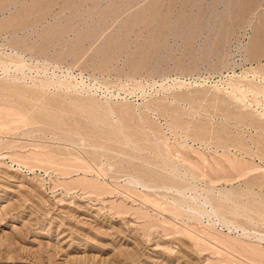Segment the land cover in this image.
<instances>
[{
    "label": "rangeland",
    "instance_id": "rangeland-1",
    "mask_svg": "<svg viewBox=\"0 0 264 264\" xmlns=\"http://www.w3.org/2000/svg\"><path fill=\"white\" fill-rule=\"evenodd\" d=\"M0 264H264V0H0Z\"/></svg>",
    "mask_w": 264,
    "mask_h": 264
}]
</instances>
